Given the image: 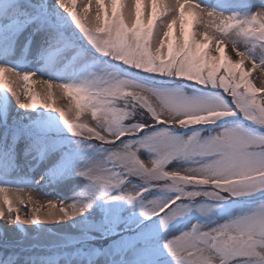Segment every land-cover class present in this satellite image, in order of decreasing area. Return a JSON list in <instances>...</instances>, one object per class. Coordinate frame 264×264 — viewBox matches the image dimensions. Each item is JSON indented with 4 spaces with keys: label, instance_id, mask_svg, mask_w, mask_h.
<instances>
[{
    "label": "snow or ice",
    "instance_id": "snow-or-ice-1",
    "mask_svg": "<svg viewBox=\"0 0 264 264\" xmlns=\"http://www.w3.org/2000/svg\"><path fill=\"white\" fill-rule=\"evenodd\" d=\"M0 221V264H264V0H0Z\"/></svg>",
    "mask_w": 264,
    "mask_h": 264
},
{
    "label": "rangeland",
    "instance_id": "rangeland-1",
    "mask_svg": "<svg viewBox=\"0 0 264 264\" xmlns=\"http://www.w3.org/2000/svg\"><path fill=\"white\" fill-rule=\"evenodd\" d=\"M161 19H163V18H161ZM159 23H160V21L158 20L157 21V25H159ZM174 35H178V32L176 31L175 27H174ZM228 51H229V53H231V49H229ZM33 79H40V77L38 75L37 77H34ZM20 86L21 87L23 86V81H20ZM40 87L41 86L39 84H36L34 86L36 91H39ZM68 103H69V99L67 97H65L63 100H60V99L57 100V104L58 105H66ZM81 121H86L89 124H91L92 126H94V121L91 119L90 114L86 113L84 116H82L81 117ZM142 158H144V157H142ZM145 163L146 164L148 163V160L146 158H145ZM170 170H171V166H170ZM67 194L68 193H57L55 191H52L51 195H46L44 191L31 190V195H32L33 199L34 200H39V201H41L42 203H45V204H46L47 200L55 199L56 198L55 196H57V195H67ZM13 204H14V207L15 206H19L20 215L22 217L27 218V216H29L31 214V204H28L27 206H25V205H17L15 201L13 202ZM34 227L35 226L25 225V228L29 229V235L30 236H35L36 235V233L31 230ZM49 227H53V226H49ZM13 228H14V226H10V225L6 224L4 221H0V229H6V230H8L9 235L14 236V238H16V239H22L23 237L19 233H14L12 231ZM73 234H75V233H73ZM27 242L33 243V242H38V241H27Z\"/></svg>",
    "mask_w": 264,
    "mask_h": 264
}]
</instances>
